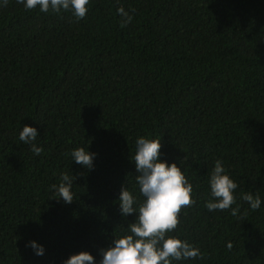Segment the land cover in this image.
Listing matches in <instances>:
<instances>
[{
	"label": "trees",
	"instance_id": "16d2710c",
	"mask_svg": "<svg viewBox=\"0 0 264 264\" xmlns=\"http://www.w3.org/2000/svg\"><path fill=\"white\" fill-rule=\"evenodd\" d=\"M87 7L80 19L0 7V264H63L80 251L99 264L138 215H121L122 185L137 208L145 200L133 160L141 136L161 138L160 159L193 186L195 204L168 235L203 258L172 264H264V0ZM24 125L37 129L39 155L19 138ZM80 147L96 154L91 170L71 156ZM217 160L238 184L236 215L205 206ZM64 173L77 177L70 204L52 198Z\"/></svg>",
	"mask_w": 264,
	"mask_h": 264
},
{
	"label": "clouds",
	"instance_id": "9594fccd",
	"mask_svg": "<svg viewBox=\"0 0 264 264\" xmlns=\"http://www.w3.org/2000/svg\"><path fill=\"white\" fill-rule=\"evenodd\" d=\"M27 10L39 7L44 13H60L71 11L77 18H84L88 11L89 0H17ZM8 0H0V7H6ZM135 9H132L134 12ZM121 16V27H126L133 19L123 7L118 9ZM38 132L35 127L24 125L19 138L25 145H31V151L39 155L42 147L34 142L37 140ZM161 138L146 139L141 136L136 140V153L133 158L138 175L136 182L139 191L145 198L138 208L136 197L122 185L118 198L120 213L127 217L132 213H138L134 223H129V234L115 238L113 245L107 249H100L102 259L99 264H172L173 261L203 258L198 247L193 246L187 240L169 233L180 224L179 214L183 208L195 204L192 198L193 186L186 178L184 172L175 163L169 164L162 161ZM95 153H91L80 147L71 152L76 163L86 169L93 168ZM77 179L73 174H62L61 182L51 187L55 194L52 198L61 199L70 204L74 200L72 185ZM211 196L213 199L206 202L209 211L228 210L231 208L232 215H236L239 208H232L236 203L234 190L238 184L227 174L222 162L217 160L210 175ZM243 200L248 202L252 210L261 206L259 195L245 194ZM29 245L34 249L36 255L44 254L43 245L36 241H30ZM227 247L232 248L231 242ZM63 264H97L96 259L89 251H80L70 255Z\"/></svg>",
	"mask_w": 264,
	"mask_h": 264
}]
</instances>
